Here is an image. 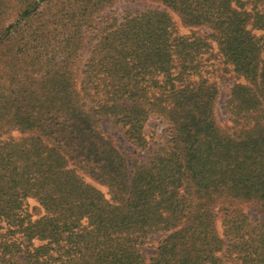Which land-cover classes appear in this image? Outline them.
<instances>
[{
	"label": "trees",
	"instance_id": "1",
	"mask_svg": "<svg viewBox=\"0 0 264 264\" xmlns=\"http://www.w3.org/2000/svg\"><path fill=\"white\" fill-rule=\"evenodd\" d=\"M119 1L138 0H0V264H264V221L241 208L264 211V0H147L165 10L118 21ZM211 42L237 79L229 128ZM152 115L172 136L145 162L99 129L135 151Z\"/></svg>",
	"mask_w": 264,
	"mask_h": 264
},
{
	"label": "rangeland",
	"instance_id": "2",
	"mask_svg": "<svg viewBox=\"0 0 264 264\" xmlns=\"http://www.w3.org/2000/svg\"><path fill=\"white\" fill-rule=\"evenodd\" d=\"M151 9L165 10L163 6H161L157 2L138 0L133 2L119 1L113 4L110 7V9H108L107 11H110L108 14L113 16V18H116L119 21L122 16H125L127 14H133L136 11H145ZM166 12L171 17L174 27L176 28V31L179 35H186V34L188 35L190 32H196L201 35L204 33L205 34L209 33V31L204 28L184 27L181 24L177 13H174L171 10L170 11L166 10ZM92 43L93 42H91V40L85 43V48L82 50L80 56L81 64L82 62L85 61V59H87ZM211 46H212L211 51H209V54L211 55H209L210 59L206 62V67H208V72H207L208 77H210L216 82V85L219 90L218 98L215 104V116L218 123L221 126L225 128H229L231 123L228 120L229 115L228 113H226L224 109V105L228 97L230 88L237 79L235 78L233 73L228 68L225 67V65L224 66L222 65V59L219 58V56L217 55L215 56L214 42H211ZM211 63L212 65L210 66ZM144 124L145 125L143 126L142 132L147 141L146 146L142 149H136L134 151L135 148H133V146L126 140L122 130H120L119 127H116V125L112 123V120L110 118L103 117L99 119V125H100L99 129L106 138L111 140L115 144V146L129 159L134 158L143 162L151 159L154 153L161 146L165 145L168 139L172 136V131L170 126H168V124L165 123L164 120L161 119L159 116L156 115L150 116ZM9 135L15 138L19 136V133L16 131H11ZM2 138H6V136L3 135ZM85 181H87L88 183H93V185L102 192L106 191L104 187L94 183L93 181L89 180L87 177L85 178ZM241 208L243 212L248 216L250 221L252 222L264 221V211H262L257 206L250 203H246V204H242ZM164 237H165L164 233H155L150 235L147 239L146 244L141 247V251L143 252L144 256L147 258L152 256L155 253L156 247Z\"/></svg>",
	"mask_w": 264,
	"mask_h": 264
}]
</instances>
